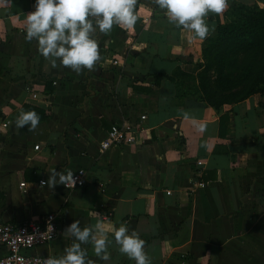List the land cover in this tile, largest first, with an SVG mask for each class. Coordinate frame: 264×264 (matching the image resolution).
<instances>
[{
  "label": "crops",
  "instance_id": "1",
  "mask_svg": "<svg viewBox=\"0 0 264 264\" xmlns=\"http://www.w3.org/2000/svg\"><path fill=\"white\" fill-rule=\"evenodd\" d=\"M34 4L0 0V221L57 212L56 235L29 250L56 258L79 220L112 241L107 262L81 245L93 264H135L114 242L121 225L145 241L151 264H264V91L216 106L196 98L203 40L169 24L153 0H137L131 27L95 34L94 70L53 68L25 40ZM226 11L208 15V35ZM22 111L44 113L34 132L15 126ZM124 119L141 128L139 142L101 149L109 124ZM79 166L83 186H41L50 169Z\"/></svg>",
  "mask_w": 264,
  "mask_h": 264
},
{
  "label": "clouds",
  "instance_id": "2",
  "mask_svg": "<svg viewBox=\"0 0 264 264\" xmlns=\"http://www.w3.org/2000/svg\"><path fill=\"white\" fill-rule=\"evenodd\" d=\"M136 3L137 0H35L34 10L26 14L25 40H35L39 54L53 68L59 61L62 67L77 74L84 69L91 71L100 60L95 34L109 35L114 26L134 25ZM153 3L163 11L169 24L190 32L193 40L208 36L206 18L210 13L220 15L228 7V0H153ZM39 122L36 112L22 111L15 126L34 132ZM70 183L74 185L71 170L50 169L47 181H41V186L52 189ZM64 236L72 239L64 254L59 258L47 257L42 264H93L87 259V250L81 247L83 244H91L99 260L111 259L108 246L112 241L98 224L82 228L76 220L64 230ZM112 236L122 255L135 264H151L144 250L145 241L136 231L130 233L127 226L121 225L113 228Z\"/></svg>",
  "mask_w": 264,
  "mask_h": 264
},
{
  "label": "trees",
  "instance_id": "3",
  "mask_svg": "<svg viewBox=\"0 0 264 264\" xmlns=\"http://www.w3.org/2000/svg\"><path fill=\"white\" fill-rule=\"evenodd\" d=\"M226 13L228 20L202 41L195 74L196 98L214 106L264 91V8L233 2ZM231 69H241L239 76Z\"/></svg>",
  "mask_w": 264,
  "mask_h": 264
},
{
  "label": "built area",
  "instance_id": "4",
  "mask_svg": "<svg viewBox=\"0 0 264 264\" xmlns=\"http://www.w3.org/2000/svg\"><path fill=\"white\" fill-rule=\"evenodd\" d=\"M112 62L118 65L122 63L116 57L112 59ZM143 117L144 114L139 115V118ZM5 126L6 122L1 121L0 129ZM140 130L141 128L135 122L128 119L111 122L103 138L99 141V147L105 149L115 144H135L139 142L138 133ZM32 147L37 148L38 143H34ZM72 172L74 185L71 183L67 186L61 184L63 189L81 187L85 184L83 167H76ZM57 215V212L49 211L21 221H0V245L6 248L5 252L0 254V264H42L44 259L51 257L48 254L33 253L29 250L56 235L59 228Z\"/></svg>",
  "mask_w": 264,
  "mask_h": 264
},
{
  "label": "rangeland",
  "instance_id": "5",
  "mask_svg": "<svg viewBox=\"0 0 264 264\" xmlns=\"http://www.w3.org/2000/svg\"><path fill=\"white\" fill-rule=\"evenodd\" d=\"M240 58H241V56H240V57H237V58L235 59V61H236V62H239ZM240 72H241V69H231V70H230V75H231L232 77H234V75H237V74H238V76H239Z\"/></svg>",
  "mask_w": 264,
  "mask_h": 264
}]
</instances>
